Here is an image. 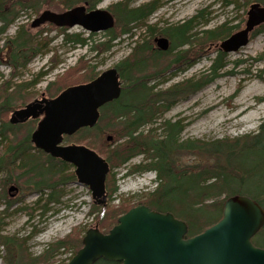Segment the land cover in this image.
Segmentation results:
<instances>
[{
	"label": "trees",
	"instance_id": "1",
	"mask_svg": "<svg viewBox=\"0 0 264 264\" xmlns=\"http://www.w3.org/2000/svg\"><path fill=\"white\" fill-rule=\"evenodd\" d=\"M80 1L88 2L89 7L93 8L101 0H61L60 4L69 9ZM129 1H120L112 5L109 10L115 20L112 29L119 27V34L112 33L110 29L107 32L109 35L107 41L94 45L92 43L90 45L92 50L96 52L109 50L112 47L111 43L120 36L132 35V29L141 26L143 19L157 7L154 0L137 7L129 6ZM254 1L264 5V0ZM40 3L0 0V33L5 32L8 26L21 16L22 11L33 9L38 12L43 5L46 7L51 5L46 0H40ZM201 13L200 11L190 20L167 23L161 28L147 25L148 38L136 43L131 54L115 65L123 82L120 96L100 109V117L94 127L81 128L75 133L77 135L85 132L90 135V139L83 140L84 138L78 137L72 143L82 144L96 151L107 161L109 169L126 166L132 158L142 155L143 160L147 162L129 166L124 174L131 175L145 171L155 173L156 187L147 193L145 200L134 205L124 200L123 203L111 208L92 206L90 212H97L99 215L98 227L103 233H107L117 223L120 215L139 204L160 212L170 211L175 217L184 220L188 226L186 237L201 233L216 223L222 217L224 203L229 197L246 195L264 208V119L256 132L207 142L181 139L178 123L170 120L163 123L165 132L163 136L154 134L153 129L145 132L142 130L152 124L158 114L167 111L176 97L193 94L222 75L221 70L225 67L224 53L218 51L208 71L200 78L187 79L164 91H154L157 86L156 83L154 84L155 78L166 71L172 63L178 62L182 54L190 51L178 50L173 58L166 61V67L159 66L160 61L168 57L172 50L184 46H202L208 41L223 40L232 34L235 26L226 24L204 29L199 33L192 32L193 23ZM263 31L264 23L256 27L251 34L255 36ZM64 36L66 41L71 40L79 45L88 44L87 39L81 38L78 34ZM156 36L169 39L170 47L167 51H161L153 46L152 40ZM32 37L34 36L30 35L25 26L20 25L16 34L5 41L4 45H0V63L5 60L13 69L24 67L39 53V47ZM100 46L104 47L100 49ZM153 68L154 70H151ZM98 74H93L82 83L94 79ZM71 80L66 73L57 82L49 83L47 86L49 97H56L66 88L81 84ZM29 85L30 83L8 91L10 84L7 81L0 89V143H5V153L9 154L8 160L0 156V173L18 169L17 177L32 185L34 192L42 193L45 189H50L47 200L54 202L59 198L57 186L66 180L62 171L72 169L71 165L32 146L30 134L35 128L33 121L27 124H10L7 120L10 112L31 101H27V98L25 99L27 96L24 95ZM105 133L110 136V142L102 144L98 152L95 150L97 145L93 142V138L96 136L101 138ZM70 137L65 136V140L71 142ZM78 141H85V144ZM182 153H195L198 156L205 154L213 161L178 167L177 158ZM10 176L5 177L7 184L13 182ZM68 178H74V175ZM116 181V173L109 172L105 180L108 194L116 192ZM2 195L3 193H0V198ZM81 240L77 238L74 254L82 246ZM251 240L254 245L264 248V226ZM24 242V238L0 233V245L7 250L3 258L6 264H51L53 252L58 248L66 247L67 243L72 241L60 239L51 245L50 250L36 257H31L24 248ZM94 264L120 263L100 259Z\"/></svg>",
	"mask_w": 264,
	"mask_h": 264
},
{
	"label": "rangeland",
	"instance_id": "2",
	"mask_svg": "<svg viewBox=\"0 0 264 264\" xmlns=\"http://www.w3.org/2000/svg\"><path fill=\"white\" fill-rule=\"evenodd\" d=\"M15 1L40 3V0ZM46 1L50 2L49 7L43 5L38 12L33 9L22 11L21 16L8 26L5 32L0 33L2 46L16 34L20 25H24L30 35L34 36L33 41L39 47V53L33 56L24 67L13 69L5 60L0 63V89L7 81L10 84L8 91L30 83L29 88H26L24 92L27 101L38 98L43 93L49 97L47 91L49 83L57 82L66 73L71 77L72 82L82 83L93 74L101 73L124 60L131 54L136 43L148 38L147 25L161 28L167 23L190 20L201 11L200 17L193 23L192 32L199 33L201 30L226 24L235 26L232 29L234 33L244 27L246 11L249 5L255 2L254 0H154L156 9L143 19L141 26L132 29V35L120 36L111 43L112 47L109 50L96 52L90 48V45L106 42L109 38L107 34L109 30L90 33L80 26L57 27L51 23H45L36 28L31 27L32 20L44 9L55 12L68 9L60 4L61 0ZM120 1L125 0H102L96 5L110 10L112 5ZM151 1L153 0H130L129 6L137 7ZM246 2L249 3L246 4ZM83 3L80 1L74 5ZM119 31V27L112 29L114 34H119ZM65 34L69 36L78 34L81 38L87 39L88 44L79 45L71 40L66 41ZM220 42L221 40L208 41L202 46H184L172 50L168 57L160 61L159 66L164 67L166 61L173 58L178 50L190 51L182 54L178 62L172 63L166 71L164 70L155 78L154 84L156 83L157 86L154 91H164L187 79L200 78L208 71L212 60L220 51L218 48ZM153 46H155L154 42ZM224 62L225 67L221 70L220 77L193 94L176 97L167 111L158 114L154 122L142 130L145 132L153 129L154 134L163 136L165 134L163 123L170 120L178 123L181 139L202 142L256 132L264 119V31L255 36L250 34L248 43L239 50L224 53ZM247 104H251V107L244 113L226 119V116L233 115L245 108ZM10 114L7 116L8 121ZM29 121H33L35 127L38 119H30L25 123ZM70 136L66 137H70L71 142H67L64 137L63 144L72 143L78 137L84 138L83 140L90 139V135L85 132ZM107 136L108 133H105L101 138L98 136L93 138V142L97 145L95 150L100 152L101 145L110 142ZM4 144V142L0 143V156L8 160L9 154L5 153ZM178 156V167L213 161L205 154L198 156L195 153H182ZM141 162L147 161L143 160L142 155H138L126 166L109 169V172L116 173L117 190L111 195L106 192L105 206L115 207L124 200L132 205L137 204L145 200L147 193L155 189L157 182L154 171L124 174L129 166ZM17 172L18 169L0 173V193H3L0 198V233L24 238V248L31 257L42 255L60 239H70L72 242L67 243L66 247L58 248L52 254L51 264H64L74 254L77 238L82 239L89 228L99 229V215L97 212H90L92 206L99 205L94 204L89 187L77 182L74 169H63L62 174L66 180L57 186L59 198L54 202L47 200L50 189H45L42 193L34 192L32 185L17 177ZM72 174L74 178L69 179L68 177ZM8 175H11L10 179L13 182L7 184L5 177ZM11 185L17 187L16 192L8 191ZM11 194L14 195L11 196ZM69 236L71 238H68ZM6 253V248L0 245V264H6L3 259Z\"/></svg>",
	"mask_w": 264,
	"mask_h": 264
},
{
	"label": "water",
	"instance_id": "3",
	"mask_svg": "<svg viewBox=\"0 0 264 264\" xmlns=\"http://www.w3.org/2000/svg\"><path fill=\"white\" fill-rule=\"evenodd\" d=\"M114 22L109 10L97 7L86 11V5L81 4L63 12L45 9L32 20L31 27L51 23L57 27L80 26L95 33L112 29ZM263 23L264 5L251 3L244 27L223 39L220 50H239L248 43L249 34ZM153 41L161 51L170 47L164 36H156ZM121 90L122 80L114 65L86 83L66 88L56 97L43 93L14 109L9 117L10 124L39 119L30 142L71 165L77 182L89 187L94 204L99 206L106 205L107 161L85 145L63 144V140L81 128L94 127L100 117L99 109L117 99ZM8 191L16 192L17 187L11 185ZM263 226L264 208L246 195L229 197L222 217L191 237H186L187 223L170 211L160 212L139 204L120 215L107 233L97 227L89 228L82 237V246L64 264H94L100 259L120 264H264V248L251 240Z\"/></svg>",
	"mask_w": 264,
	"mask_h": 264
},
{
	"label": "bare ground",
	"instance_id": "4",
	"mask_svg": "<svg viewBox=\"0 0 264 264\" xmlns=\"http://www.w3.org/2000/svg\"><path fill=\"white\" fill-rule=\"evenodd\" d=\"M155 91H156V90H155ZM250 107H251V104H247V106H246L245 108L240 109L239 111H237V112L234 113L233 115H231V116H226V119H229V118L231 119V117H232V118L237 117V116L241 115L242 113H244L245 110L248 109V108H250Z\"/></svg>",
	"mask_w": 264,
	"mask_h": 264
},
{
	"label": "flooded vegetation",
	"instance_id": "5",
	"mask_svg": "<svg viewBox=\"0 0 264 264\" xmlns=\"http://www.w3.org/2000/svg\"><path fill=\"white\" fill-rule=\"evenodd\" d=\"M101 1H102V0H101ZM101 1H100V2H101ZM100 2H99V3H100ZM83 4L86 5V11L99 7V6L96 5V6H94L93 8H90L88 2H84ZM99 8H100V7H99ZM106 9H107V8H106ZM108 10H109V9H108ZM110 13H111V12H110ZM111 14H112V13H111Z\"/></svg>",
	"mask_w": 264,
	"mask_h": 264
}]
</instances>
